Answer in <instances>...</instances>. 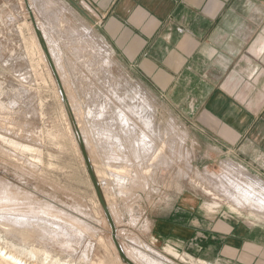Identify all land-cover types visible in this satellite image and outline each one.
<instances>
[{
  "label": "rangeland",
  "instance_id": "rangeland-1",
  "mask_svg": "<svg viewBox=\"0 0 264 264\" xmlns=\"http://www.w3.org/2000/svg\"><path fill=\"white\" fill-rule=\"evenodd\" d=\"M92 12L80 0H0V247L34 264H127L74 124L122 253L166 264L148 252L146 217L187 193L220 205L227 186L173 107L106 52Z\"/></svg>",
  "mask_w": 264,
  "mask_h": 264
},
{
  "label": "crops",
  "instance_id": "crops-1",
  "mask_svg": "<svg viewBox=\"0 0 264 264\" xmlns=\"http://www.w3.org/2000/svg\"><path fill=\"white\" fill-rule=\"evenodd\" d=\"M80 1L106 52L173 107L227 186L220 205L187 193L148 212V252L264 264V0Z\"/></svg>",
  "mask_w": 264,
  "mask_h": 264
},
{
  "label": "water",
  "instance_id": "water-1",
  "mask_svg": "<svg viewBox=\"0 0 264 264\" xmlns=\"http://www.w3.org/2000/svg\"><path fill=\"white\" fill-rule=\"evenodd\" d=\"M40 47L42 49V51L44 52V55L46 57V60L50 66V69L52 71V74L54 76V79L58 85V88L60 90V93L62 95V98L64 101H66V96H65V93L63 91V88H62V85H61V82L59 80V77H58V74L56 72V69L54 67V64H53V61H52V58H51V55L47 49V47L45 45H43L41 42H40ZM73 130L74 132L76 133V138H77V142H78V147H79V150H80V153L82 155V159L84 161V164H85V167L89 173V176H90V179L92 181V184H93V187H94V191H95V194L98 198V201L100 203V206L109 222V225H110V229H111V236H112V239L114 241V244L116 245L117 249H118V252L121 256V258L127 263V264H134L133 262H131L121 251L116 239H115V226H114V223L112 221V217H111V214H110V211L108 209V206L106 205V202L104 200V197H103V194H102V191L100 189V185L98 183V180L95 176V173H94V169L91 165V162H90V159H89V156H88V153H87V150H86V147H85V144H84V141L83 139L77 134L76 132V128H75V125L73 124Z\"/></svg>",
  "mask_w": 264,
  "mask_h": 264
},
{
  "label": "bare ground",
  "instance_id": "bare-ground-1",
  "mask_svg": "<svg viewBox=\"0 0 264 264\" xmlns=\"http://www.w3.org/2000/svg\"><path fill=\"white\" fill-rule=\"evenodd\" d=\"M39 50H40V52H42V49L41 48H38ZM48 49V48H47ZM49 51V50H48ZM44 53V52H43ZM49 53H50V51H49ZM52 58V57H51ZM52 61H53V59H52ZM53 64H54V62H53ZM52 72V71H51ZM58 74V73H57ZM62 85V84H61ZM63 87V86H62ZM66 96V95H65ZM78 125V124H77ZM75 138H76V136H75ZM75 141H76V143H77V145H78V142H77V138L75 139ZM85 144V143H84ZM86 147V146H85ZM79 148V147H78ZM87 150V149H86ZM88 153V152H87ZM82 156V155H81ZM88 156H89V154H88ZM91 157V156H90ZM90 159V158H89ZM91 161V160H90ZM95 165V164H94ZM93 165V166H94ZM114 170V169H113ZM117 171V170H116ZM120 171V170H119ZM99 172V171H98ZM98 172H97V174H98ZM113 172H115V171H113ZM122 172H125V171H122ZM121 173V172H120ZM96 174V175H97ZM116 174V173H115ZM103 175H105V174H103ZM98 176V175H97ZM107 176H109V175H106L105 177H107ZM111 176H113V174L111 175ZM115 176V175H114ZM109 178V177H108ZM111 178V177H110ZM98 179H100L99 178V176H98ZM112 180H113V178H112ZM247 196V195H246ZM109 207V206H108ZM111 212V211H110ZM13 231V230H12ZM0 257H2L4 260H7V261H10V262H12L13 264H34V263H31V262H28V261H26V260H24L23 258H21L20 256L18 257L17 255H15V254H13V253H11V252H7V251H5V249H3L2 247H0ZM130 260V259H129ZM131 261V260H130ZM132 262V261H131Z\"/></svg>",
  "mask_w": 264,
  "mask_h": 264
}]
</instances>
